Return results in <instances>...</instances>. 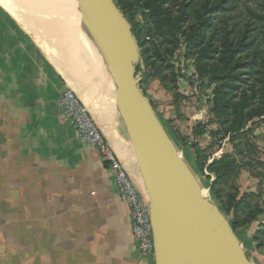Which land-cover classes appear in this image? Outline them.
<instances>
[{"label":"crops","instance_id":"0c3cea01","mask_svg":"<svg viewBox=\"0 0 264 264\" xmlns=\"http://www.w3.org/2000/svg\"><path fill=\"white\" fill-rule=\"evenodd\" d=\"M7 14L0 10V264H153L137 251L128 208L107 163L95 147L79 142L63 116L59 100L67 83ZM187 78L177 83L179 99L160 90L157 97L170 101L175 121L185 128L182 145L189 149L195 125L205 126L214 116L211 93L192 90ZM87 110L141 187L116 112L108 108L103 123L100 110L95 109L100 115ZM202 139L210 137L204 133ZM260 159L259 171L246 172L239 183L253 197L237 202L234 210L226 202L253 264H264V154Z\"/></svg>","mask_w":264,"mask_h":264},{"label":"rangeland","instance_id":"374dc122","mask_svg":"<svg viewBox=\"0 0 264 264\" xmlns=\"http://www.w3.org/2000/svg\"><path fill=\"white\" fill-rule=\"evenodd\" d=\"M123 2L124 11L134 13L136 23L141 26L139 36L135 39L139 50L136 76L140 79L139 87L142 93L154 110L158 111L162 119L160 120L176 141L180 152L195 172L207 195L223 209L227 206L226 202L231 203L233 210L236 209L237 202L253 197L252 193L245 191L246 189L239 183L245 178L246 172L259 171L262 164L260 158L264 154V149L261 147L264 139V99L259 93L264 83V0H161L160 2L159 0H123ZM158 5L169 12L168 23L181 16V24L174 31L169 30L170 27ZM0 10L4 11L1 6ZM203 12H206L208 19L203 42L198 46L186 48L185 39L191 33L192 27L198 23L199 16ZM7 16L24 32L26 31L9 13ZM27 34L31 42H35L41 48L42 51L34 43L44 59L63 77L67 89L73 90L78 99L79 95L75 92V88L81 89L93 107L102 112L104 121L105 113L111 107L110 101L100 85L99 72L96 74L92 62L85 56L79 46L80 43L76 41V34L73 31L67 34L71 48L70 57L66 62L61 58L60 53L57 54L58 50L50 51L49 48L35 41L28 32ZM225 36L233 43L244 40L246 44L239 56L248 65L240 70L242 72L240 78L231 80L224 86L225 97L230 105L232 107L243 105L242 126L231 138L229 135H224V130L233 126L235 111L231 107L228 117H214L213 120H208L209 123L205 126L209 129L203 126L202 131L204 130L205 133L210 131L216 133L213 138L203 140L201 137L197 147L188 149L184 144L182 145L185 140L183 124L175 121L173 109L168 107L170 101L158 99V90L162 95L167 96L165 91H168L179 99L180 95L176 94L177 83L179 79L188 77L187 81L193 83L192 90L196 89L198 92L206 90L212 95L215 86L204 88L207 78L205 76L199 78L198 75L210 69L221 72L224 70L222 42ZM96 61L95 59V64L98 66ZM97 71H99L98 67ZM250 115L252 116L249 117ZM191 140V143H194V139ZM200 146L205 147L201 150ZM215 171L219 172L218 178ZM138 186L140 187L139 184ZM233 210L229 209L228 213L223 212L227 213L225 216L228 220L233 218Z\"/></svg>","mask_w":264,"mask_h":264},{"label":"water","instance_id":"95a60500","mask_svg":"<svg viewBox=\"0 0 264 264\" xmlns=\"http://www.w3.org/2000/svg\"><path fill=\"white\" fill-rule=\"evenodd\" d=\"M95 55L146 190L153 264H253L142 93L139 50L114 0H80Z\"/></svg>","mask_w":264,"mask_h":264},{"label":"bare ground","instance_id":"6f19581e","mask_svg":"<svg viewBox=\"0 0 264 264\" xmlns=\"http://www.w3.org/2000/svg\"><path fill=\"white\" fill-rule=\"evenodd\" d=\"M0 6L4 9V11H6V13L8 12L10 16L14 18V20H16L35 41L40 42L41 45L43 44V46L49 48L50 51L57 52L58 50L57 54L60 53L59 55L65 62L70 57L69 53L71 48L67 34L69 31H73V33L76 34V41L78 40V43H80L79 46H81L85 56H87V59L92 62V66L96 71V74L99 72V82L102 86V90L104 88V91L110 101L109 105L116 112L113 105V97L108 93V86L105 77L102 74L99 64L98 66L95 64V59L97 60V57L96 55L94 57L95 52L93 42L81 12L80 0H0ZM96 62L98 63V61ZM97 67L99 71H97ZM75 92L79 95V99L83 105L87 107V109L91 110V112L93 111L98 113V111H95L93 104L85 98L81 89L75 88ZM98 114H96V117ZM104 121L106 122V120ZM122 127L131 148L129 138L123 124ZM139 181L141 183L142 191L146 195V190L141 178ZM204 193L207 194L206 191Z\"/></svg>","mask_w":264,"mask_h":264},{"label":"built area","instance_id":"2783aa9c","mask_svg":"<svg viewBox=\"0 0 264 264\" xmlns=\"http://www.w3.org/2000/svg\"><path fill=\"white\" fill-rule=\"evenodd\" d=\"M59 106L75 127L79 142L95 147L108 165L113 185L128 208L131 235L142 258H152L153 242L147 197L105 141L94 119L73 90L62 92Z\"/></svg>","mask_w":264,"mask_h":264},{"label":"trees","instance_id":"16d2710c","mask_svg":"<svg viewBox=\"0 0 264 264\" xmlns=\"http://www.w3.org/2000/svg\"><path fill=\"white\" fill-rule=\"evenodd\" d=\"M161 0H159L160 2ZM116 3L117 7L120 10H123V14L126 17L127 21L129 22L132 30L133 36L136 38L139 36V30L141 26L136 23L134 19V13H131L129 11H124V2L123 0H114ZM158 8L162 11L163 16L165 21H167V24L169 25V30L174 31V29L181 24V16H178L176 19L172 20L170 23L168 20L169 17V12L167 10H164L160 5H158ZM207 10V9H206ZM208 26V19L206 17V12H203L199 16V21L196 25L192 27V31L189 34V36L186 37L185 39V47L189 46H198L203 42V34L204 31L206 30ZM245 41L244 40H239L236 43H233L227 36L223 38L222 42V61L224 64V70L218 71L215 69H210L205 71V73H200L198 75L199 78H202L205 76L207 78L206 80V85L204 88L210 87L211 85H214L215 88L213 90V97L211 101V109L210 112L213 114L215 118H220V117H228L230 115V109L231 105L229 100L225 97V90L224 86L226 83H229L231 80H236L242 76V72L240 70L242 68H245L248 64L244 60L240 58V54L243 52L245 48ZM138 71V66L136 67V72ZM260 96L262 99H264V83L260 87L259 90ZM233 110L235 111V116H234V121H233V126L231 128H228L227 130H224V135H229V138L233 136L234 133H236L237 129L242 126V117H243V105L239 106H233ZM250 115L249 117H251ZM203 126L198 124L194 129H193V139L194 143L190 145V147L193 149L194 147L198 146V142L202 135L205 133L204 130L202 131ZM210 138H213L216 133L213 131L206 132ZM213 136V137H212ZM219 173V172H218ZM216 173L215 175L218 178L219 174ZM220 207V206H219ZM220 209L223 212H229L230 207L225 206L220 207ZM225 213V214H227ZM235 212H233V218L230 219V224L234 230V225L233 222H235Z\"/></svg>","mask_w":264,"mask_h":264}]
</instances>
